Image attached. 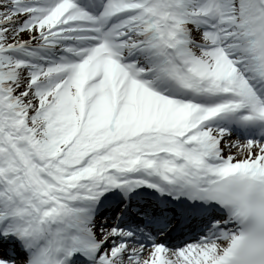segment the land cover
Masks as SVG:
<instances>
[{
	"label": "snow or ice",
	"instance_id": "snow-or-ice-1",
	"mask_svg": "<svg viewBox=\"0 0 264 264\" xmlns=\"http://www.w3.org/2000/svg\"><path fill=\"white\" fill-rule=\"evenodd\" d=\"M0 264H264V0H0Z\"/></svg>",
	"mask_w": 264,
	"mask_h": 264
}]
</instances>
